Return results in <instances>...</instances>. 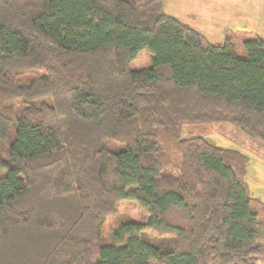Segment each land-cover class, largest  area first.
Returning <instances> with one entry per match:
<instances>
[{"label": "trees", "instance_id": "trees-1", "mask_svg": "<svg viewBox=\"0 0 264 264\" xmlns=\"http://www.w3.org/2000/svg\"><path fill=\"white\" fill-rule=\"evenodd\" d=\"M243 37L210 42L162 0H0V264H257L250 155L182 136L225 120L264 145V39Z\"/></svg>", "mask_w": 264, "mask_h": 264}, {"label": "rangeland", "instance_id": "rangeland-1", "mask_svg": "<svg viewBox=\"0 0 264 264\" xmlns=\"http://www.w3.org/2000/svg\"><path fill=\"white\" fill-rule=\"evenodd\" d=\"M162 6L166 14L198 30L210 42H222L228 33L239 53H243L241 42L244 34H256L264 39V0H162ZM149 62L150 57L146 49H141L132 66H145ZM197 134L216 145L235 148L250 155L247 179L249 193L261 196L264 188V170L255 176L252 167L254 159L264 161V145L225 120L188 121L183 124L182 136ZM162 143L167 151L172 153L173 145L170 140L162 137ZM119 210L138 222L146 220L145 210L135 200H123ZM116 224L111 218L106 219L102 226L101 242H108L109 234ZM140 234L156 241H170L174 237V234L157 236L148 227L143 228Z\"/></svg>", "mask_w": 264, "mask_h": 264}, {"label": "crops", "instance_id": "crops-1", "mask_svg": "<svg viewBox=\"0 0 264 264\" xmlns=\"http://www.w3.org/2000/svg\"><path fill=\"white\" fill-rule=\"evenodd\" d=\"M250 161H251V159L249 160V163H250ZM252 169H254V174H255V176H257L260 173V171L264 170V161H261L260 159H254ZM248 170H249V165H248V168H247L246 181L248 179ZM251 195L252 196H256V197H260L261 199L264 200V188H263V193L261 194V196L260 195H253V194H251ZM257 264H264V255H261V256L258 257Z\"/></svg>", "mask_w": 264, "mask_h": 264}]
</instances>
